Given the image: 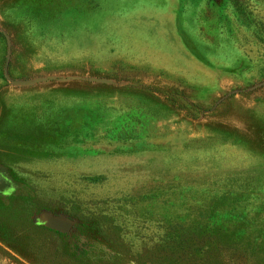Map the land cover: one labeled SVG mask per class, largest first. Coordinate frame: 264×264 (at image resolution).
<instances>
[{
	"label": "rangeland",
	"instance_id": "374dc122",
	"mask_svg": "<svg viewBox=\"0 0 264 264\" xmlns=\"http://www.w3.org/2000/svg\"><path fill=\"white\" fill-rule=\"evenodd\" d=\"M0 264H264V0H0Z\"/></svg>",
	"mask_w": 264,
	"mask_h": 264
},
{
	"label": "water",
	"instance_id": "95a60500",
	"mask_svg": "<svg viewBox=\"0 0 264 264\" xmlns=\"http://www.w3.org/2000/svg\"><path fill=\"white\" fill-rule=\"evenodd\" d=\"M7 39H8V51H7V57H6V62H5V66H4V73H5V76L7 78H9L8 61H9V58H10V41H9L8 37H7ZM49 224L54 226V227H59L60 226V223H59V221L57 219H50Z\"/></svg>",
	"mask_w": 264,
	"mask_h": 264
}]
</instances>
